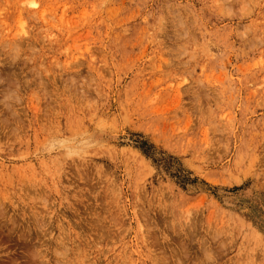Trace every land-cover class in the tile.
<instances>
[{
	"label": "rangeland",
	"instance_id": "374dc122",
	"mask_svg": "<svg viewBox=\"0 0 264 264\" xmlns=\"http://www.w3.org/2000/svg\"><path fill=\"white\" fill-rule=\"evenodd\" d=\"M0 264H264V0H0Z\"/></svg>",
	"mask_w": 264,
	"mask_h": 264
},
{
	"label": "bare ground",
	"instance_id": "6f19581e",
	"mask_svg": "<svg viewBox=\"0 0 264 264\" xmlns=\"http://www.w3.org/2000/svg\"><path fill=\"white\" fill-rule=\"evenodd\" d=\"M27 5H29V6H35L36 3L33 2V1H31V2H27ZM22 32L25 33V31L23 29H22Z\"/></svg>",
	"mask_w": 264,
	"mask_h": 264
}]
</instances>
